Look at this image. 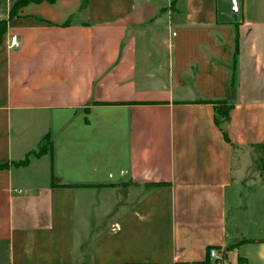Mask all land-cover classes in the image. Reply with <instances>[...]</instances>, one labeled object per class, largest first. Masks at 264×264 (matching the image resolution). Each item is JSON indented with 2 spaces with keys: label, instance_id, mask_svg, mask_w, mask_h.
Masks as SVG:
<instances>
[{
  "label": "crops",
  "instance_id": "crops-1",
  "mask_svg": "<svg viewBox=\"0 0 264 264\" xmlns=\"http://www.w3.org/2000/svg\"><path fill=\"white\" fill-rule=\"evenodd\" d=\"M20 1L0 0V264H264V0Z\"/></svg>",
  "mask_w": 264,
  "mask_h": 264
},
{
  "label": "trees",
  "instance_id": "trees-1",
  "mask_svg": "<svg viewBox=\"0 0 264 264\" xmlns=\"http://www.w3.org/2000/svg\"><path fill=\"white\" fill-rule=\"evenodd\" d=\"M32 1H40V0H21L17 6H22L24 4H27L29 2H32ZM13 15V13H12ZM6 26H7V21H0V41L2 39V36L6 30ZM238 54H239V39H238V34L236 35V47H235V53H234V67H233V79H232V85L235 83V76H236V64H237V58H238ZM215 104H221L223 105L222 106V113L224 114L223 116L226 118V120L229 119V107L226 106V103L225 102H216ZM217 122L220 124L219 120H217ZM49 137H46V139H48ZM225 138L226 140L230 141L227 134H225ZM257 152H258V159H257V164H258V168L262 171H264V144L262 145H259L257 146ZM46 151H45V142L42 144L40 150L38 153H36L35 155L39 156V155H42V154H45ZM29 161V158L26 159L22 164L25 165L27 164ZM0 168H2L0 166ZM246 242H249L248 240H241L240 242L234 244V245H231L230 247H228V250H233V249H236L239 245L243 244V243H246ZM194 264H205V262L203 263H194ZM238 264H246V261L243 259V258H240L239 259V262Z\"/></svg>",
  "mask_w": 264,
  "mask_h": 264
},
{
  "label": "rangeland",
  "instance_id": "rangeland-1",
  "mask_svg": "<svg viewBox=\"0 0 264 264\" xmlns=\"http://www.w3.org/2000/svg\"><path fill=\"white\" fill-rule=\"evenodd\" d=\"M50 147H51V140H50V138H48L45 140V151L48 152L50 150ZM259 171L261 174L260 175L258 174L256 176V183H257L256 186L264 183V175H263L264 171H262L260 169H259Z\"/></svg>",
  "mask_w": 264,
  "mask_h": 264
},
{
  "label": "built area",
  "instance_id": "built-area-1",
  "mask_svg": "<svg viewBox=\"0 0 264 264\" xmlns=\"http://www.w3.org/2000/svg\"><path fill=\"white\" fill-rule=\"evenodd\" d=\"M18 40H17V37H12L11 38V42H10V47H12V48H16V47H18ZM210 256L211 257H217V258H220L219 257V254H218V250L217 249H211L210 250Z\"/></svg>",
  "mask_w": 264,
  "mask_h": 264
}]
</instances>
